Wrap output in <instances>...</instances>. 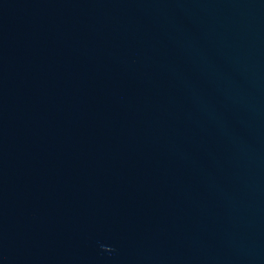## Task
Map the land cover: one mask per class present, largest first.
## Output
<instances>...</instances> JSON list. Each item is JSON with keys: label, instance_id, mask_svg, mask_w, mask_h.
<instances>
[{"label": "water", "instance_id": "obj_1", "mask_svg": "<svg viewBox=\"0 0 264 264\" xmlns=\"http://www.w3.org/2000/svg\"><path fill=\"white\" fill-rule=\"evenodd\" d=\"M0 264H264V0H0Z\"/></svg>", "mask_w": 264, "mask_h": 264}]
</instances>
